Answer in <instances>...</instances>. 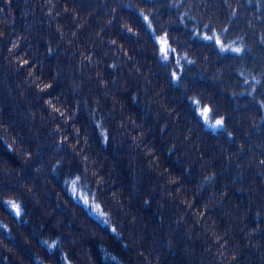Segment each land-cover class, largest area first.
I'll list each match as a JSON object with an SVG mask.
<instances>
[{"label": "clouds", "instance_id": "1", "mask_svg": "<svg viewBox=\"0 0 264 264\" xmlns=\"http://www.w3.org/2000/svg\"><path fill=\"white\" fill-rule=\"evenodd\" d=\"M222 3L0 0V264H264V0Z\"/></svg>", "mask_w": 264, "mask_h": 264}, {"label": "trees", "instance_id": "2", "mask_svg": "<svg viewBox=\"0 0 264 264\" xmlns=\"http://www.w3.org/2000/svg\"><path fill=\"white\" fill-rule=\"evenodd\" d=\"M131 2L132 0H128V7L129 10H131ZM148 2L150 3H154L155 0H148ZM220 4H217L216 7L218 8H224L226 7L225 5H223L222 0H219ZM256 0H253V5H249L248 4V0H241V5L240 7H244V12L242 13V16H252L254 14H257L255 11V4ZM246 6V7H245ZM261 12H264V8L260 9ZM261 19L264 20V16H261ZM245 24V20L244 19H240L238 21V25H243ZM257 29L258 31H256L254 34H246V39L249 40L250 42H258L259 38L261 35H264V25L262 24H258L257 25ZM251 56L253 58L255 57H261L262 59H264V52H262L261 50V46L258 43H253V48H252V52H251ZM249 63H251V61H249ZM177 87L178 86H174ZM262 98H264V93H261ZM244 100H240V101H236L235 103L240 105L241 107H246L247 111L253 114H256L259 112V114L264 115V111H261L257 108V106L255 104H251L248 100L247 97L243 98ZM231 103V102H229ZM261 124H264V121L260 122ZM256 128V132H252V128H249V134L252 136L253 139H258L262 142H264V128H261L259 125H255L254 126ZM262 127H264V125H262ZM206 131H211V130H207ZM220 132H223L224 130H218ZM235 133H236V137H239L241 139H243V133L241 129H234ZM233 150H235V148H233ZM2 211V210H0ZM18 244L21 245V248L19 250L23 251V244L21 240L17 241ZM106 243L108 244L109 247L113 248L119 255L124 256L125 259H127L125 253H123L120 249V246L111 238H107L106 237ZM27 256V253H25V257Z\"/></svg>", "mask_w": 264, "mask_h": 264}, {"label": "snow or ice", "instance_id": "3", "mask_svg": "<svg viewBox=\"0 0 264 264\" xmlns=\"http://www.w3.org/2000/svg\"><path fill=\"white\" fill-rule=\"evenodd\" d=\"M13 207H16V205H13Z\"/></svg>", "mask_w": 264, "mask_h": 264}]
</instances>
